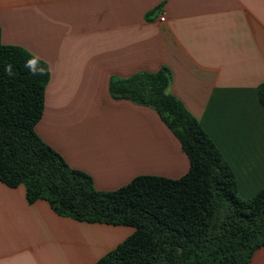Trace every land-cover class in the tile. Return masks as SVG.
Listing matches in <instances>:
<instances>
[{"label":"crops","instance_id":"crops-1","mask_svg":"<svg viewBox=\"0 0 264 264\" xmlns=\"http://www.w3.org/2000/svg\"><path fill=\"white\" fill-rule=\"evenodd\" d=\"M0 27L2 43L49 68L37 134L96 189L188 172L160 112L110 90L162 68L168 93L232 168L239 195L264 188V0H0ZM133 232L60 215L0 180V264H94ZM249 264H264V244Z\"/></svg>","mask_w":264,"mask_h":264},{"label":"trees","instance_id":"trees-1","mask_svg":"<svg viewBox=\"0 0 264 264\" xmlns=\"http://www.w3.org/2000/svg\"><path fill=\"white\" fill-rule=\"evenodd\" d=\"M33 54L1 40L0 180L24 185L29 202L44 199L60 215L80 221L128 225L134 232L94 264H249L264 244V188L239 195L234 172L200 122L168 93L166 68L111 83L114 97L155 107L179 138L188 172L172 179L139 175L112 191L72 168L37 134L49 68L33 76ZM11 63L13 76L5 72ZM264 107V82L259 89Z\"/></svg>","mask_w":264,"mask_h":264},{"label":"clouds","instance_id":"clouds-1","mask_svg":"<svg viewBox=\"0 0 264 264\" xmlns=\"http://www.w3.org/2000/svg\"><path fill=\"white\" fill-rule=\"evenodd\" d=\"M40 60H41L40 57L36 55H32L30 58H28L25 61L24 67L27 68L30 74H32L33 76L44 75L45 68L41 64ZM5 72L7 73L8 76L14 75L13 66L11 63L5 65Z\"/></svg>","mask_w":264,"mask_h":264},{"label":"built area","instance_id":"built-area-1","mask_svg":"<svg viewBox=\"0 0 264 264\" xmlns=\"http://www.w3.org/2000/svg\"><path fill=\"white\" fill-rule=\"evenodd\" d=\"M160 20H165V16H160Z\"/></svg>","mask_w":264,"mask_h":264}]
</instances>
